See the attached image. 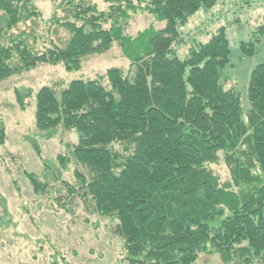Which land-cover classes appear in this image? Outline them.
<instances>
[{"label":"trees","instance_id":"trees-1","mask_svg":"<svg viewBox=\"0 0 264 264\" xmlns=\"http://www.w3.org/2000/svg\"><path fill=\"white\" fill-rule=\"evenodd\" d=\"M101 1L105 10L93 0L65 1L73 12L48 21L70 34L61 46L34 32L8 34L40 13L28 0H0V85L45 64L78 71L115 42L130 62L127 72L112 68L102 79L46 86L34 95L40 134L62 129L77 136L56 158L50 181L26 174L34 193H52L69 211L78 201L116 223L127 264H193L201 254L264 264V62L250 73L245 113L236 87L220 82L230 52L223 28L185 59L176 57L181 29L216 0ZM141 11L164 29L124 37L121 22ZM254 45L240 46L253 54ZM15 95L24 109L33 94ZM5 140L1 127L0 146ZM220 163L226 182L210 168ZM68 166L73 183L61 180Z\"/></svg>","mask_w":264,"mask_h":264},{"label":"rangeland","instance_id":"rangeland-1","mask_svg":"<svg viewBox=\"0 0 264 264\" xmlns=\"http://www.w3.org/2000/svg\"><path fill=\"white\" fill-rule=\"evenodd\" d=\"M28 1L40 15L20 22L8 34L34 32L61 46L68 43L70 34L48 22L52 17L62 18L73 12L65 4L67 0ZM93 2L99 10L107 8L101 0ZM164 26L146 11L130 13V18L121 22L122 35L131 40L145 30L159 31ZM262 27L264 0H216L212 8L201 9L181 29V42L175 46L176 57L185 59L197 43H207L223 28L230 52L227 64L220 69V82L227 88L236 87L242 111L246 113L250 73L264 62V34L257 32ZM241 43L255 44L254 53H246ZM129 66L122 47L115 42L105 53L84 60L78 71L66 72L61 64H45L1 83L0 128L5 131L6 140L0 146V264H127L122 240L115 234L116 223L90 212L78 201L69 211L61 207L63 202L56 201L52 193H34L26 174L35 175L43 184L50 181L58 172L56 158L66 156L77 143L74 132L58 129L50 135L36 130L37 91L46 86L64 88L79 79H102L109 69L127 72ZM16 92L24 96L33 94L24 100V109L16 101ZM210 168L221 182L229 179L222 163ZM62 179L73 183L71 167L62 169ZM193 264L228 263L219 255L201 254Z\"/></svg>","mask_w":264,"mask_h":264}]
</instances>
